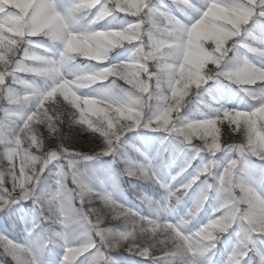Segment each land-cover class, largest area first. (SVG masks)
Segmentation results:
<instances>
[{"label":"snow or ice","instance_id":"6c2138e0","mask_svg":"<svg viewBox=\"0 0 264 264\" xmlns=\"http://www.w3.org/2000/svg\"><path fill=\"white\" fill-rule=\"evenodd\" d=\"M0 264H264V0H0Z\"/></svg>","mask_w":264,"mask_h":264},{"label":"trees","instance_id":"16d2710c","mask_svg":"<svg viewBox=\"0 0 264 264\" xmlns=\"http://www.w3.org/2000/svg\"><path fill=\"white\" fill-rule=\"evenodd\" d=\"M22 75H24L25 78H27L26 74H22ZM153 136L158 137L157 135H153ZM132 142L135 143L136 141H132ZM76 146L83 147L82 150H84V151H89L90 150L91 142L89 141L87 134L80 135L77 138ZM158 147H159V141L156 140L153 143V154L155 153V150ZM103 160H105V157H103L101 159V161H103ZM108 160H109L108 165H111L113 169L114 168L118 169L119 166H114L112 164L113 157L108 159ZM173 160H177V156L175 154H172L170 152L165 154V157H164L165 166L161 170L162 171V175L165 178H169L172 174L175 175L176 172H178L180 167H181V165H179V164H177L175 166L174 163H173ZM105 176H106V173H105ZM131 181H134L135 183L133 184V183H131ZM143 183L144 182H140L138 179H135V178L129 179L127 177H123V178H121L119 180L118 183L115 182V186L117 187L116 188L117 189V195L119 197H121L124 201H126L129 206H132V207L139 206V207L146 208L147 206L143 205L142 202L137 198V195H136L137 192H141V193H144V194H147V195H151V196H153V198H155L157 200H159L161 198V195H158L157 192H155L153 190H149V189L145 188L143 186ZM133 185H135V187H133ZM189 202H188V204L190 205L191 202L190 203ZM181 207H183V205ZM208 211H210V208H209V205H207V203H206L205 204V211L201 212L200 217L204 218L206 212H208ZM115 224H118V223L111 222L110 226L111 225H115ZM218 247H223V245L221 244ZM124 255L127 256L126 253ZM132 259H138V258L133 257Z\"/></svg>","mask_w":264,"mask_h":264},{"label":"rangeland","instance_id":"374dc122","mask_svg":"<svg viewBox=\"0 0 264 264\" xmlns=\"http://www.w3.org/2000/svg\"><path fill=\"white\" fill-rule=\"evenodd\" d=\"M119 83L123 84V81H119ZM222 133H223V129H222ZM153 135H157L158 137H162V136L164 135V133H155V134H153ZM77 147L83 149V147H81V146H77ZM85 149H86V148H85ZM169 152L172 153V154H175V155L177 156V160H175L174 165L176 166L177 164H179V165L182 166L185 157H184L183 155H181L180 152H179L178 150H176V149H169V151H168L167 153H169ZM219 155H223V154H219ZM110 158H112V157H111V156H106V157H105V160L100 161V166H101L102 169L105 170L106 178H107V181H108L109 186H110L114 191H116V193H117V189H116L117 187L115 186V181H113L112 178H111V169H113V168H112L111 165H108V163H109V160H108V159H110ZM138 180H139V179H138ZM139 181H140V182H144V183H143V184H145V185H143L144 187L152 188V187H150V186L147 184V182H145V181H143V180H139ZM131 183L134 184L135 182H134V181H131ZM69 186H71L70 183H69ZM152 189H155V188H152ZM157 190H158V189H157ZM162 194H163V193H161V196H162ZM188 198H189V194H188V196H186V197L184 198V200H185V204L188 203ZM111 222L119 223V221H111ZM111 222H110V223H111Z\"/></svg>","mask_w":264,"mask_h":264}]
</instances>
